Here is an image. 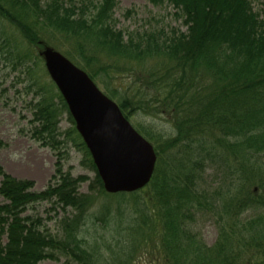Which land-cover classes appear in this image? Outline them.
<instances>
[{"label":"trees","instance_id":"1","mask_svg":"<svg viewBox=\"0 0 264 264\" xmlns=\"http://www.w3.org/2000/svg\"><path fill=\"white\" fill-rule=\"evenodd\" d=\"M117 2L0 0V43L8 41L9 27L32 46L49 45L44 41L49 36L62 37L76 58L67 55L103 86L126 119L139 112L166 114L172 131L167 135L137 125L155 153L150 180L135 191L106 192L76 128H57V117L69 114L62 96L44 88L32 105L31 137L59 156L72 141L94 176L89 194L82 193L87 177L72 176L58 160L54 184L33 191L30 181L0 167V236L5 238L0 240V264H38L58 257L66 258L62 264H94L77 237L93 217L94 192L123 197L122 203L134 195L125 203L141 207L136 228L155 230L159 243L169 246L173 264H179L173 255L178 229L199 211L215 214L218 236L212 247L198 245L197 264H264V7L254 10L251 0H168L186 30L133 35L115 27ZM12 43L11 60L16 65L30 62V52L20 56L19 42ZM145 61L152 64L143 67ZM116 74L131 76L133 84L123 90L112 86ZM69 120L74 124L70 114ZM210 165L218 179L213 191L200 184ZM143 192V197L136 195ZM39 203L62 210L55 228L38 214H25ZM154 218L157 225L150 224ZM183 260L181 264L194 263L192 257Z\"/></svg>","mask_w":264,"mask_h":264},{"label":"rangeland","instance_id":"2","mask_svg":"<svg viewBox=\"0 0 264 264\" xmlns=\"http://www.w3.org/2000/svg\"><path fill=\"white\" fill-rule=\"evenodd\" d=\"M117 1L113 15L116 21L115 27L126 34L135 35L148 30L159 29L167 35L173 27L180 31L186 30L182 25L181 18L175 16V11L168 4V0ZM263 1L251 0L254 10L263 8ZM128 11L130 12L129 15L126 14ZM6 33L8 41L3 44L0 43V141L3 143L0 148V167L2 171L17 179L30 181L32 183L31 190L40 191L48 185L54 184L51 177L55 174L56 162L59 160L63 170L70 172L72 176L81 174L87 177L86 181L81 184L79 191L89 194L88 184L92 180L94 172L86 166L87 164H83V162L85 163L84 157L72 141H67L64 144L60 152L61 156H59L56 150L44 146L41 141L31 137V129L34 125L30 122L34 112L32 105L44 93V88H50L55 94L59 92L45 68L44 59L40 52L44 46H49L75 64V60L78 59L73 60L67 55L76 58L72 47L65 43L62 37L58 36L45 38L44 41L49 45L40 43V46H32L22 42L18 34L10 27L6 28ZM126 34L125 40L127 39ZM14 40L19 42L20 56L26 51L30 52L29 55H32L29 58L30 62L16 65V59L11 60L12 56H15L12 51L14 47L12 41L14 42ZM149 64L151 65L152 62L145 61L143 67L149 66ZM75 65L79 67L77 64ZM112 79V86L122 90L123 88L127 89L134 81L131 76L125 74H116ZM95 84L105 94L103 86ZM135 84L139 86L140 81H135ZM57 99L55 97L53 101L57 102ZM113 101L116 103L115 100ZM69 114L65 111L57 117L59 131L67 132L75 127V124L69 120ZM167 116L166 114L152 116L139 112L127 120L134 128L141 124L149 127L153 132L162 131L169 135L172 131ZM62 138L63 136H60V139ZM214 172V165H210L203 173L200 184L207 191H213L217 185L218 179L214 178ZM92 195L95 199L89 213L93 217L89 215L88 221L80 227L77 237L81 246L92 256L94 264H173V259L168 254L169 246L165 241L163 244L159 243V237L155 230H151L150 227V229L144 228L145 226L136 228L138 222L136 219L142 213L141 207L137 205L139 209L133 208L129 203H125L131 202L134 195L128 194L123 203L120 202L123 197L120 198L117 195L96 194L95 192ZM136 195L143 197L145 194L143 192ZM1 201L2 197L0 196ZM219 205L218 203L216 207ZM50 208V204L39 203L30 207L25 214L30 216L38 214L46 220L44 221L47 226L53 229L55 228L54 219L56 216L60 218L63 212L55 206L54 210ZM150 212L153 214L157 211L150 210ZM154 219L150 224L155 223L154 225H157L158 221L156 218ZM216 221L214 213L199 211L191 219L183 222L184 224L178 229L173 245V255L179 258L177 261L179 264L185 263L183 259L190 257L194 258L193 264H197L199 258L198 245H202L204 250L216 243L218 236V223ZM135 229L140 231L139 235L136 234L138 231L135 233ZM0 240L4 241V236H0ZM193 241L195 244L192 245ZM196 249L198 253L194 255ZM65 260L64 257L44 259L38 264H62Z\"/></svg>","mask_w":264,"mask_h":264},{"label":"water","instance_id":"3","mask_svg":"<svg viewBox=\"0 0 264 264\" xmlns=\"http://www.w3.org/2000/svg\"><path fill=\"white\" fill-rule=\"evenodd\" d=\"M87 147L105 191L131 192L150 180L155 163L152 145L124 117L82 69L57 50L40 52Z\"/></svg>","mask_w":264,"mask_h":264}]
</instances>
